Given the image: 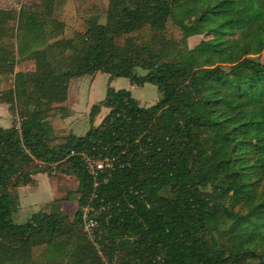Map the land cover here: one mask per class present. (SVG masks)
Instances as JSON below:
<instances>
[{
  "label": "trees",
  "instance_id": "obj_1",
  "mask_svg": "<svg viewBox=\"0 0 264 264\" xmlns=\"http://www.w3.org/2000/svg\"><path fill=\"white\" fill-rule=\"evenodd\" d=\"M78 15L87 16L82 28ZM168 17L180 38L164 35ZM35 39L47 42L33 47ZM263 49L264 0L0 7V77L14 74L0 101L21 116L18 126L0 125V264H102L81 224L92 179L71 149L113 157L90 202L116 264H264ZM25 59L33 66L15 71ZM96 71L109 76L89 127L53 134L48 118L65 115L58 103L70 80ZM118 76L153 83L160 98L141 105L130 89L109 84ZM39 161L76 175L78 208L73 216L39 209L14 222V189L44 170Z\"/></svg>",
  "mask_w": 264,
  "mask_h": 264
},
{
  "label": "rangeland",
  "instance_id": "obj_2",
  "mask_svg": "<svg viewBox=\"0 0 264 264\" xmlns=\"http://www.w3.org/2000/svg\"><path fill=\"white\" fill-rule=\"evenodd\" d=\"M28 0H0V7L1 8H10L13 7L16 10H18L21 3ZM105 3H108V0H104ZM87 16L78 15L75 26L77 28H82V25L84 24V20ZM105 15L102 14L99 18L100 20H104ZM13 26L15 27L16 20L12 22ZM164 35L167 38H180L181 36V29L179 26H177L170 17L166 20V26L163 30ZM209 36L208 33H200V34H194L187 38V43L189 47H192L195 45L200 39L205 38ZM47 42L46 39H38L33 41V46L38 47L42 46ZM258 58L264 62V49L258 54ZM25 67H31L30 64L26 63ZM19 70L21 68L20 65L17 67ZM141 72H143L142 69H140ZM2 81H0V88L4 87L7 88L12 85L14 74H9L2 76ZM85 78V77H84ZM84 78H81V81L73 80L71 81L69 85V98L64 100L62 103L58 104H64V108H66V111L64 112V116L70 115L71 111L74 112L72 115L73 117H70L69 119H64L62 116H59L58 114L56 116H51L48 118L49 124L52 126L53 134H57L59 136H65L68 133H74V134H83L86 129L89 127V109L92 103L98 101L100 98H102L105 94V90L108 83V73L103 71H98L91 79L88 77V81H84ZM130 80L126 76H118L114 79L112 82V86L115 87H125L130 85ZM3 89H0V91ZM133 94L137 97L139 100V103L141 105L147 104V103H154L160 98V91L157 89L156 85L150 82H145L143 85H136L132 89ZM57 104V103H53ZM68 104H71L72 107H68ZM108 109L106 107H102L100 112L96 115L94 124L99 123L104 115L107 113ZM61 113V112H60ZM12 114V120L15 119V124L18 126L21 116L19 112L14 109ZM9 115L6 114L2 119L0 120V123L2 125H7L9 122L6 120ZM75 117V118H74ZM76 119V120H75ZM69 120V121H68ZM37 162V160H35ZM37 167L44 170H39L32 173V176L38 172H45L51 174L52 176L49 177L48 182H51V186L54 189H57V192L54 196V198L41 205L39 209L46 210V211H59L62 213H66L69 216H73L76 209L78 208V193L76 191L77 187V177L72 172H64L59 168H56L55 163L50 162H42L39 161L37 163ZM49 170H51L49 172ZM45 174H42L41 176H38V183L37 186H33L31 192L29 193L27 200H30L31 198H41L42 192L45 189H48V182L45 180L44 177ZM47 175V174H46ZM45 179H44V178ZM52 179V181H51ZM35 183V182H34ZM33 184V183H31ZM54 184L55 186H53ZM21 192V191H20ZM22 194V193H21ZM24 203H26L24 201ZM36 209V208H35ZM38 209V210H39ZM34 210L33 206H28L26 204H23L21 208H19L17 211H14L12 213V220L14 222H24L28 216L31 215L32 211ZM116 259L117 256L115 255ZM116 261V260H115Z\"/></svg>",
  "mask_w": 264,
  "mask_h": 264
},
{
  "label": "built area",
  "instance_id": "obj_3",
  "mask_svg": "<svg viewBox=\"0 0 264 264\" xmlns=\"http://www.w3.org/2000/svg\"><path fill=\"white\" fill-rule=\"evenodd\" d=\"M79 154L87 172L92 179L93 191L88 195L89 201L83 204L81 208V224L88 239L93 244L94 249L102 264H116L115 255H110L102 243L99 241L97 233H100L98 228V220L96 217V210L91 205L90 200L95 195L96 187L101 181L107 179V173L113 168V157L97 153H91L86 149L79 151L71 149L68 155Z\"/></svg>",
  "mask_w": 264,
  "mask_h": 264
},
{
  "label": "crops",
  "instance_id": "obj_4",
  "mask_svg": "<svg viewBox=\"0 0 264 264\" xmlns=\"http://www.w3.org/2000/svg\"><path fill=\"white\" fill-rule=\"evenodd\" d=\"M35 40H38V39H35ZM34 41V40H33ZM33 41H32V46H33ZM34 47V46H33ZM39 47V46H38ZM25 62L26 63H28V64H30V66L32 67L33 66V60H31V59H25V60H22V61H20V62H18V63H16V65H15V71H18L17 69V67H18V65H20L21 66V68L19 69V70H26V69H28V67H25L26 66V64H25ZM31 67H29V68H31ZM98 71H96V72H94L93 74H84V75H81V76H77V77H74V78H72L71 80H70V82H69V85H70V83H71V81H73V80H77V81H81L80 79L81 78H84V81L86 82V81H88V77H90V79L97 73ZM2 76H5V75H1V77ZM109 76V75H108ZM0 77V81H2L3 80V78H1ZM116 77H113V78H111L110 80H109V84L112 86V82L114 81V79H115ZM130 85H128V86H125V88H128V89H130V91H131V93H132V95L137 99V97L133 94V92H132V89H133V87H135L136 85H143L144 83H142V84H136V83H132L131 81H130ZM114 88H118V87H115V86H113ZM120 88V87H119ZM0 89H4V87L2 88H0ZM68 92H69V87H68ZM69 98V95L67 94V98L66 99H68ZM138 100V99H137ZM139 101V100H138ZM150 104H153V103H147V104H144V105H150ZM68 107H72L71 109H73V106L71 105V104H68ZM6 114H8L9 116L7 117V121L9 122L7 125H2V123H0V125H2V126H10L11 124H12V122H11V120H12V114H11V111H10V109H9V104L8 103H6V102H4V101H0V120L2 119L1 117H3L4 118V116L6 115ZM74 114V112L73 111H71V113H70V115H68V116H62V118H64V119H69L70 117H73L72 115ZM75 118V117H74ZM76 120V119H75ZM69 121V120H68ZM42 174H45V172H38V173H36V174H34L32 177H33V179H34V181L32 182L33 184H31V183H28V184H25V185H21V186H17V187H15V189H14V192L16 193V195H17V197H18V201H19V206H18V209L19 208H21L22 207V205L23 204H26V205H28V206H33L34 207V210L32 211V213L34 212V211H37L39 208H40V206L41 205H43V204H45V203H47V202H49V201H51L53 198H54V196H55V194H56V192H57V189H54L52 186H51V182H48V180L47 179H49V177L50 176H52L51 174H49V173H46L45 175H44V177L46 178H44L47 182H48V189H45L43 192H42V197L41 198H31L30 200H27L26 201V198L28 197V195H29V193L31 192V190H32V187L35 185V186H37V183H38V176H41ZM51 181H52V179H51ZM35 182V183H34ZM53 186H55L54 184H52ZM56 187V186H55ZM21 191V192H20ZM22 193V194H21ZM24 201L26 202V203H24ZM36 208V209H35ZM17 209V210H18ZM16 210V211H17ZM31 213V214H32ZM29 217V216H28Z\"/></svg>",
  "mask_w": 264,
  "mask_h": 264
}]
</instances>
